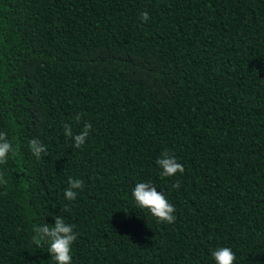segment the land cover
Here are the masks:
<instances>
[{
    "label": "trees",
    "instance_id": "1",
    "mask_svg": "<svg viewBox=\"0 0 264 264\" xmlns=\"http://www.w3.org/2000/svg\"><path fill=\"white\" fill-rule=\"evenodd\" d=\"M86 122L76 148L64 125ZM0 132V264H55L32 242L55 216L72 264H215L219 247L264 264V0H0ZM164 151L183 173L160 176ZM140 182L173 223L136 207Z\"/></svg>",
    "mask_w": 264,
    "mask_h": 264
},
{
    "label": "clouds",
    "instance_id": "2",
    "mask_svg": "<svg viewBox=\"0 0 264 264\" xmlns=\"http://www.w3.org/2000/svg\"><path fill=\"white\" fill-rule=\"evenodd\" d=\"M140 19L147 21L149 19L148 12H142ZM81 119L77 114L76 121ZM91 124L85 123L83 129L78 134H73L70 125H64L65 137L71 138L73 146L76 148L82 147L89 132ZM29 149L33 156L39 160L42 154H46L45 146L36 139L29 141ZM14 154L12 143L8 140L5 132H0V164H7L9 154ZM156 165L161 169V177H170L177 172L183 173V164L177 162L176 158L164 151L161 157L155 161ZM0 183H6L2 174H0ZM69 187L64 191V197L68 201H73L77 197L78 189L83 188V182L79 179H69ZM179 182L172 184V188H178ZM132 197L136 207L140 210H147L157 223L171 224L176 217L175 206L171 204L162 192H158L156 187L150 182L137 183L132 189ZM67 208V205L65 206ZM55 223H43L33 225L32 242L37 248H43L50 253V258L55 264H72V244L77 239L76 233L73 231V225L64 222L60 216H55ZM215 264H234L236 260L235 253L229 247H219L211 253Z\"/></svg>",
    "mask_w": 264,
    "mask_h": 264
}]
</instances>
